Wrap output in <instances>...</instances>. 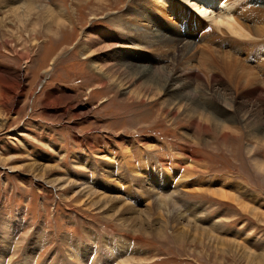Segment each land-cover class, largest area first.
Returning <instances> with one entry per match:
<instances>
[{
    "label": "rangeland",
    "instance_id": "1",
    "mask_svg": "<svg viewBox=\"0 0 264 264\" xmlns=\"http://www.w3.org/2000/svg\"><path fill=\"white\" fill-rule=\"evenodd\" d=\"M122 1L0 0V264H264V103H258L263 126L255 138L230 122L241 141L221 150L214 131L201 132L205 146L195 141L196 128L181 109L174 114L163 89L140 100L141 86L123 90L107 82L108 90L91 96L86 90L103 80L89 66L116 62L110 56L116 41L104 32H125L120 41L144 35V28L128 26L135 24L131 0ZM154 14L164 28L184 31ZM200 30L193 40L201 39ZM23 46L28 63L20 58ZM135 48L144 64L147 57L171 55L165 48ZM201 48L190 68L198 66ZM175 62L162 63V79ZM9 71L19 73L22 95L6 118L17 92L6 82ZM201 84L193 82L192 89ZM205 90L234 105L231 87L213 82ZM186 151L194 157L187 160ZM174 189L180 204L201 207L200 220L166 223L155 199ZM212 189L230 192L239 203L212 196ZM88 252L89 260L82 258Z\"/></svg>",
    "mask_w": 264,
    "mask_h": 264
},
{
    "label": "bare ground",
    "instance_id": "2",
    "mask_svg": "<svg viewBox=\"0 0 264 264\" xmlns=\"http://www.w3.org/2000/svg\"><path fill=\"white\" fill-rule=\"evenodd\" d=\"M95 1L98 4L104 3V0ZM119 1L121 4L124 2L122 0ZM145 1L148 2L147 7L150 9L145 7ZM130 3L132 6L130 8L132 10L130 12L132 21H130L135 24H129L128 26L132 29L144 28L142 31L144 35L139 40L126 34L123 36L122 41L124 42L122 44L120 38L125 32L121 30L118 32L113 31V37L109 32L105 31L103 34L104 38L116 41L110 54L112 60L116 59V62L112 66L91 64L89 68L92 72L97 73L103 82L88 88L86 92L92 96L99 88L106 90L108 88H106L107 82L124 88L123 90L139 85L141 89H139V92L136 90L135 96L141 100L152 98V95L160 93L163 89L162 92L168 97L167 105L172 107L174 114L176 115L177 111L181 109L182 119H186L188 123L196 128L197 136L195 141L198 144L203 145L206 142L200 139L201 132L214 131L217 133L218 138L222 140L220 145L223 149L221 150H228V144L241 141L239 134L233 129L235 126L231 125L230 122L236 123L237 126L245 130L244 137L248 140L254 139L256 130L263 126L258 103L259 101L264 103V6H257L260 5L259 3H264L263 0H131ZM41 9L40 7L38 11ZM43 9L49 11L46 7ZM58 12L62 15L66 13L62 8ZM155 12L162 13L172 24L178 23V26L181 27L179 29L184 28L182 33L183 35L187 34V37H183L181 32L180 36L176 28H169L168 26L164 28L160 21L155 18ZM120 18L115 21L121 27H124L119 22ZM58 20L65 22V18H59ZM197 29H201L200 31L203 32L202 37L199 40L197 38L193 40V34H195ZM99 34L102 36L101 33ZM138 43L149 45L151 48L159 47L158 50L165 48L164 52L162 51L164 54L171 50V55L169 56L166 53L165 58L158 59L147 57L149 64H144L141 62V59H144V55L141 57L135 48ZM198 45L202 47L201 59L198 61L197 67L190 68L192 60H195V48ZM23 47L26 50L20 55V58L24 63H28L30 57L27 55V47ZM87 47V45H84V48ZM74 48L75 50L76 48L78 49V45L76 44ZM100 49L104 48L101 47ZM132 51L135 52L133 55L130 53ZM83 52L88 53L89 50L86 49ZM110 56L108 55V58ZM91 58L92 55L86 57L87 60H91ZM172 60L178 62L177 64L179 65L173 66L171 68L172 73L168 75L167 72V76L162 79V76L159 75L160 70L164 68L162 63ZM50 69L48 67L45 72ZM9 72L11 74L7 77L6 82L9 86L15 85L17 92L6 105V118L10 107L14 104V100L18 103L16 95H22V91H19V86L22 82L19 73L14 75L13 72ZM86 75L89 76V72ZM197 81L202 82V87H198L194 91L192 85L193 82ZM213 82L224 84L226 88L231 87L234 89L237 92V96L233 104L235 105L237 99H243L240 102L241 106L228 104L226 107L223 105L225 104L223 101H219V95L211 93L213 98L216 99L213 102L211 94L205 90L209 89ZM143 88L145 91L141 92ZM3 90L0 92V97L5 98V90ZM228 108H233V110L231 111ZM86 114L88 112H82L79 116ZM259 137L258 142L262 143ZM247 149V152L252 151L253 153L256 150L254 147H248ZM226 152L228 154V151ZM186 153L187 160L194 157L193 151H190V153L186 151ZM125 157L126 161L122 159L123 163L125 161V164L129 166V161L127 160L130 155ZM130 168L135 170L137 166L133 165ZM176 191L174 189L169 196L155 199V206L162 210L166 223L178 222L183 217L187 218L188 222L200 220L198 217L202 215L201 207L195 205L185 207L180 204V200L176 196H172ZM208 192L221 200H231L237 202V204L239 203L233 194L223 189H220V191H213L212 189ZM84 254L85 256L82 258L87 257L89 260V252ZM105 263L107 264L106 261Z\"/></svg>",
    "mask_w": 264,
    "mask_h": 264
}]
</instances>
